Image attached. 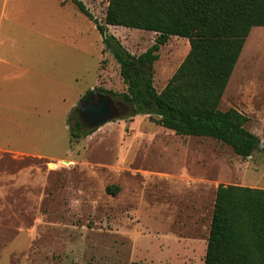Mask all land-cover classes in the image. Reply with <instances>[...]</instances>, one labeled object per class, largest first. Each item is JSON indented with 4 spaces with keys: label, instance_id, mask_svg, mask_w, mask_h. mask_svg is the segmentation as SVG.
Instances as JSON below:
<instances>
[{
    "label": "rangeland",
    "instance_id": "rangeland-1",
    "mask_svg": "<svg viewBox=\"0 0 264 264\" xmlns=\"http://www.w3.org/2000/svg\"><path fill=\"white\" fill-rule=\"evenodd\" d=\"M82 1L90 17L69 0H0V264H203L217 185L264 188V151L243 158L132 111L69 140L87 91L126 89L93 22L108 0ZM106 29L135 55L157 36ZM244 44L219 108L264 143V26ZM188 51L175 35L160 46L157 91Z\"/></svg>",
    "mask_w": 264,
    "mask_h": 264
},
{
    "label": "trees",
    "instance_id": "trees-1",
    "mask_svg": "<svg viewBox=\"0 0 264 264\" xmlns=\"http://www.w3.org/2000/svg\"><path fill=\"white\" fill-rule=\"evenodd\" d=\"M69 1L91 16L82 0ZM93 22L126 85L122 92H105L119 97L132 114L156 115L157 124L177 134L216 139L243 158L255 151L260 139L245 127L248 117L232 107L222 110L219 103L251 28L264 26V0H108L104 24ZM106 25L157 36L135 55L107 33ZM171 35L186 38L189 51L157 91L153 65ZM94 130L72 123L69 140ZM107 190L115 194L119 187ZM203 264H264V188L217 185Z\"/></svg>",
    "mask_w": 264,
    "mask_h": 264
},
{
    "label": "water",
    "instance_id": "water-1",
    "mask_svg": "<svg viewBox=\"0 0 264 264\" xmlns=\"http://www.w3.org/2000/svg\"><path fill=\"white\" fill-rule=\"evenodd\" d=\"M81 121L85 122L88 129H96L103 124L127 114L130 108L121 101L116 103L106 94H89L76 107ZM259 147L264 143L259 142Z\"/></svg>",
    "mask_w": 264,
    "mask_h": 264
},
{
    "label": "flooded vegetation",
    "instance_id": "flooded-vegetation-1",
    "mask_svg": "<svg viewBox=\"0 0 264 264\" xmlns=\"http://www.w3.org/2000/svg\"><path fill=\"white\" fill-rule=\"evenodd\" d=\"M92 93H94L95 94V96L97 95V94H103V93H100V92H98V90H95V91H93ZM92 93H90V94H92ZM89 95V94H88ZM111 97V96H110ZM112 98V97H111ZM83 100H81L80 101V103L82 102ZM113 101L116 103L117 101H115L114 99H113ZM73 118H74V123L76 124V123H80L81 125H84L85 127H87V125H86V123L85 122H83V121H81V119H80V117H79V114H78V112H77V110H75V113L73 114Z\"/></svg>",
    "mask_w": 264,
    "mask_h": 264
},
{
    "label": "crops",
    "instance_id": "crops-1",
    "mask_svg": "<svg viewBox=\"0 0 264 264\" xmlns=\"http://www.w3.org/2000/svg\"><path fill=\"white\" fill-rule=\"evenodd\" d=\"M245 43H246V41H245ZM244 47H245V44H244ZM243 49V48H242ZM244 50V49H243ZM229 82V81H228Z\"/></svg>",
    "mask_w": 264,
    "mask_h": 264
}]
</instances>
